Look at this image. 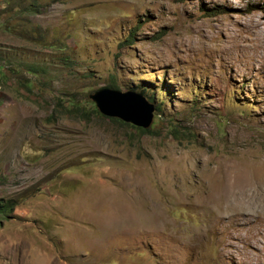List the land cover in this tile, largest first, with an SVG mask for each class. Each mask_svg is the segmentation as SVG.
Returning <instances> with one entry per match:
<instances>
[{"label": "rangeland", "instance_id": "374dc122", "mask_svg": "<svg viewBox=\"0 0 264 264\" xmlns=\"http://www.w3.org/2000/svg\"><path fill=\"white\" fill-rule=\"evenodd\" d=\"M23 2L0 0L22 14L0 30V264H264V0ZM111 82L150 131L65 110Z\"/></svg>", "mask_w": 264, "mask_h": 264}, {"label": "water", "instance_id": "95a60500", "mask_svg": "<svg viewBox=\"0 0 264 264\" xmlns=\"http://www.w3.org/2000/svg\"><path fill=\"white\" fill-rule=\"evenodd\" d=\"M89 97L103 115L143 128H148L153 121L155 106L140 93L104 86L90 93Z\"/></svg>", "mask_w": 264, "mask_h": 264}, {"label": "trees", "instance_id": "16d2710c", "mask_svg": "<svg viewBox=\"0 0 264 264\" xmlns=\"http://www.w3.org/2000/svg\"><path fill=\"white\" fill-rule=\"evenodd\" d=\"M20 2H23V0H20ZM39 7V4L37 3V0H29V2L24 5L23 2V6H22V11L25 12L26 10H28L29 12H33L36 11ZM12 8L9 7L7 9H5L3 12L0 13V30L1 31H9L11 33H14L16 31H19V28L17 26V24L15 23L14 19L12 20L11 18H16L17 20L21 19L22 14L20 12L21 8L19 7V9H13V11H16L15 15L8 14L9 12H11L12 10H10ZM15 8V7H14ZM5 13H7L6 15H9V17H7L8 19L3 18ZM19 14V15H18ZM18 15V16H17ZM17 16V17H16ZM67 59V58H64ZM39 69V68H38ZM30 70H32L30 73L36 75V69L33 66H30ZM26 85H28L29 87H31V81L30 83H26ZM108 87L117 89L118 87L115 85L114 82H111ZM150 97V96H149ZM150 99H152V96L150 97ZM89 107L88 111H85V108ZM65 110H69L71 112H73L76 115L82 116L84 119L88 118L90 111L94 114H97L100 117H104L105 115H103L97 108V106L95 105V103L88 97H86L85 99H83L81 102H79L78 100H76L75 98H71L69 99L68 102V106L65 108ZM111 120L113 121H117L120 123H123L125 125L128 126H132L138 130H140L141 132H148L150 130L143 128V127H139V126H135L134 124L131 123H127L124 122L123 120H120L118 118H113L110 117ZM13 205L11 203H9L8 201H2V199H0V221L3 217H7L12 209Z\"/></svg>", "mask_w": 264, "mask_h": 264}, {"label": "bare ground", "instance_id": "6f19581e", "mask_svg": "<svg viewBox=\"0 0 264 264\" xmlns=\"http://www.w3.org/2000/svg\"><path fill=\"white\" fill-rule=\"evenodd\" d=\"M247 195V194H246ZM253 196V195H252ZM251 197V196H250Z\"/></svg>", "mask_w": 264, "mask_h": 264}]
</instances>
